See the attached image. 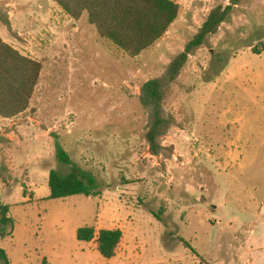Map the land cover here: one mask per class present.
Segmentation results:
<instances>
[{"label":"rangeland","instance_id":"rangeland-1","mask_svg":"<svg viewBox=\"0 0 264 264\" xmlns=\"http://www.w3.org/2000/svg\"><path fill=\"white\" fill-rule=\"evenodd\" d=\"M174 1L169 32L131 57L87 13L0 0L11 26L0 20L1 37L43 64L30 109L0 117V205L13 220L0 248L12 264H264V0H244L189 57L166 99L167 159L149 151L141 87L230 3ZM56 143L94 177L95 196L49 200L50 172L71 170ZM87 226L123 232L114 258L77 239Z\"/></svg>","mask_w":264,"mask_h":264},{"label":"trees","instance_id":"trees-1","mask_svg":"<svg viewBox=\"0 0 264 264\" xmlns=\"http://www.w3.org/2000/svg\"><path fill=\"white\" fill-rule=\"evenodd\" d=\"M72 19L80 20L87 13L88 22L103 39L113 43L131 57H138L153 48L177 21L181 6L174 0H53ZM244 0H230L227 6H217L195 37L168 65L162 76L143 84L140 102L148 113V130L145 135L150 153L155 157L171 158L174 149L164 146V140L176 126V119L166 110V99L171 87L181 76L192 53L200 49L208 37L214 36ZM0 20L10 28L8 14L0 8ZM43 64L23 55L0 35V117L13 119L27 112L41 80ZM9 140L0 134V147ZM60 163L71 170L62 174L52 170L49 175V200H60L76 195L95 196L96 180L75 164L64 147L56 143ZM10 207L0 205V232L6 235L13 224ZM120 229H102L87 226L77 231V239L91 243L95 239L99 251L106 259L116 256L123 240ZM185 246L191 248L188 242ZM0 259L12 264L6 251L0 248ZM42 264H48L44 260Z\"/></svg>","mask_w":264,"mask_h":264}]
</instances>
